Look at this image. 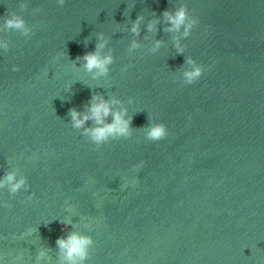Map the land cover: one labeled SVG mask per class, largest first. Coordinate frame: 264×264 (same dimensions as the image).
Returning a JSON list of instances; mask_svg holds the SVG:
<instances>
[{"label":"water","instance_id":"95a60500","mask_svg":"<svg viewBox=\"0 0 264 264\" xmlns=\"http://www.w3.org/2000/svg\"><path fill=\"white\" fill-rule=\"evenodd\" d=\"M180 6L199 21L183 55L160 15ZM6 11L17 0H0ZM23 17L34 35L6 33L0 54V176L18 168L30 190L0 189L4 264L41 250L59 264L71 232L93 239L87 264H264V0H29ZM100 34L113 63L92 80L74 61ZM188 56L203 74L183 86ZM93 94L121 101L129 139L97 150L70 127ZM150 122L166 139H144Z\"/></svg>","mask_w":264,"mask_h":264},{"label":"clouds","instance_id":"9594fccd","mask_svg":"<svg viewBox=\"0 0 264 264\" xmlns=\"http://www.w3.org/2000/svg\"><path fill=\"white\" fill-rule=\"evenodd\" d=\"M29 0H17V11H6L3 16H0V54H5L10 49V41L5 38L8 32L19 33L20 36L31 39L34 35L33 30L29 27L23 17V13L28 10ZM58 5L63 6L65 0H57ZM38 8H33L32 15L39 13ZM163 22L167 25L163 31L172 33L173 47L177 55H183L185 46L181 44V40L188 39L192 30L197 27L198 18L190 16L185 6H180L175 10H164L161 12ZM143 16H137L136 20L131 23L128 29L133 36H138L140 33V25L143 21ZM160 21L153 19L146 25L149 33L156 31V25ZM98 43L95 50L85 53L81 57H77L75 64L82 63L83 71L90 74L92 80H97L100 77H106L109 72V67L113 63V57L110 53L101 54L107 45V40L102 34L98 36ZM131 49L139 47L135 40L131 43ZM161 47V41H156L152 51L155 52ZM184 63L188 66L182 73L181 83L183 86L192 85L198 81L203 69L196 63L191 56L185 57ZM11 71L17 72L19 68L13 65ZM66 91H69L72 84L65 86ZM132 103V100H129ZM119 106V107H118ZM70 117V127L78 132L82 137L86 138L91 144L96 146L98 150L102 145L109 141H116L120 139H129L132 136V129L130 127L132 116L128 114V110L121 105L118 99L105 100L100 95H91L84 111L77 112L70 110L68 113ZM111 117V122L108 118ZM92 122V126L88 127V122ZM168 136V131L164 123H151L145 131L144 139L149 142H159ZM139 168V165H137ZM0 189H7L9 196H15L21 191L29 192L30 185L27 177L23 175L18 168H11V170H4L3 175L0 176ZM34 193H30L27 197L31 201ZM9 204L6 201H0V208H8ZM69 223H64L61 231H67ZM58 251L59 264H87L90 258V248L93 245L91 236L82 235L78 232H71L65 237L58 238L55 242ZM48 257L46 252L38 251L35 257V264H42L46 262ZM0 264H4L3 258H0Z\"/></svg>","mask_w":264,"mask_h":264}]
</instances>
